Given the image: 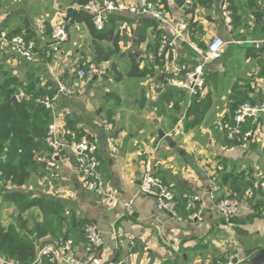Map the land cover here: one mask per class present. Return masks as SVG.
I'll use <instances>...</instances> for the list:
<instances>
[{
    "label": "crops",
    "instance_id": "crops-1",
    "mask_svg": "<svg viewBox=\"0 0 264 264\" xmlns=\"http://www.w3.org/2000/svg\"><path fill=\"white\" fill-rule=\"evenodd\" d=\"M105 1L140 6V0ZM162 1L165 22L127 12L106 13L103 30L114 28V34L119 33L121 51L111 61L98 64L93 38L77 18L82 3L102 7V0H0V29L19 33L47 51H37L33 61L26 62L0 47V83L14 77L26 89L43 90L45 85L57 89L63 84L72 91L59 95L52 107L50 125L56 131L57 159L41 160L24 190L63 202L70 219L61 220L68 234L62 240L70 243L80 259L84 258V244L71 219L82 226L92 224L101 233L103 244L95 257L100 264H211L229 254L239 264H248L246 256L252 246L264 249V212L259 210L264 205V116L246 118L242 125L250 124L251 136L239 146L225 130L232 128L237 105L258 104L264 98V0H233L230 22L223 20L222 0H196L194 5L190 0L192 7L186 6L187 0L184 4ZM74 11L77 16L71 25ZM60 23L66 41L52 51L51 34ZM182 25H186L183 39L178 38ZM165 38L173 44L160 55ZM215 38L225 42L221 57L205 67L204 91L190 97L170 79H181L182 66L194 67L199 62L186 42L205 50ZM99 44L110 47L107 41ZM243 44L258 47L243 48ZM130 59L138 62L141 75L127 76ZM87 63L97 70L82 84L76 73L81 71L79 65ZM141 88L147 102L139 111L133 101ZM155 121L176 142L175 149L163 142L155 145L151 137ZM88 136L97 145L106 182L103 194L83 189L76 171L74 146ZM145 170L174 193L177 203L183 194L198 197L201 221L177 220L157 210L154 197L139 195ZM215 171L261 184V191L252 199L239 201L238 214L229 220L218 214L209 196V178ZM222 188L218 197L229 192L227 186ZM129 201L133 214L126 216ZM0 212L6 221L12 209ZM237 229L242 235H237ZM51 239L37 243L36 255L46 245L57 246Z\"/></svg>",
    "mask_w": 264,
    "mask_h": 264
},
{
    "label": "trees",
    "instance_id": "trees-1",
    "mask_svg": "<svg viewBox=\"0 0 264 264\" xmlns=\"http://www.w3.org/2000/svg\"><path fill=\"white\" fill-rule=\"evenodd\" d=\"M177 1L181 4L185 2V0ZM191 2L194 5V2L197 1L191 0ZM84 5L85 3L81 4V6ZM77 21L88 28L93 38L92 47L95 52V61L98 64L109 62L120 53V35L119 33L114 34V28L107 32L95 30L92 17L82 10ZM9 34L18 35L19 33L10 32ZM105 41L110 43V47L105 48L99 44ZM129 63L130 68L127 76L141 75L138 62L130 59ZM90 65L93 64H81L79 69L86 74ZM113 71L115 77L120 79V73L116 72V69ZM3 76L6 77V74ZM20 93H23L24 97L16 105H5L12 97H17ZM56 93V89L51 85H45L43 90L23 88L18 79L14 77H6L0 83V211L12 209L10 219L6 221H2L0 212V257L15 264H33L37 243L48 237H53L57 227L54 219L61 218L66 211L63 202L28 194L24 190L31 176L37 173L41 167L40 161L50 159L53 154L46 141L53 109L52 107L46 108L42 102L52 99ZM243 104L245 103L237 105L233 112ZM110 117L111 115H109ZM249 125L246 123L239 127L240 132L237 137L241 144L248 130L252 129ZM229 127H232L230 131L235 128L233 121ZM230 131L225 130V135L227 136ZM213 176L217 177L219 194L224 186H227L229 190L224 195L222 194L221 198L233 195L237 201L250 200L257 191H261L260 183L254 185L250 179L244 176L231 175L222 171H215ZM181 196L177 203V215L180 220L189 222L190 211L186 209V203L184 199H181ZM71 224L79 236V242L86 244V240L82 236L81 223L71 219ZM60 235V240L66 236L63 225L60 228ZM237 235H242V231L237 229ZM250 250L249 253L255 254L262 249L252 246ZM40 264L50 263L46 259H42ZM163 264L177 263L176 261H165Z\"/></svg>",
    "mask_w": 264,
    "mask_h": 264
},
{
    "label": "built area",
    "instance_id": "built-area-1",
    "mask_svg": "<svg viewBox=\"0 0 264 264\" xmlns=\"http://www.w3.org/2000/svg\"><path fill=\"white\" fill-rule=\"evenodd\" d=\"M233 0H222V16L225 22H230V8ZM103 6H96L92 4H86L81 6V10L89 14L97 31L104 29V15L108 12H127L133 15L148 16L157 22H165L166 15L163 11L160 0H140V6L136 7L130 5L124 1H105L102 0ZM186 6L192 7L190 0L186 1ZM186 30V25L180 26L178 32V38L183 39L182 32ZM66 41V34L64 31V25L60 23L55 26L51 34L50 49L57 51L60 44ZM264 44V33L263 40ZM173 42L168 38L161 41L159 54L164 55L167 48L171 47ZM191 50L198 56L199 62L194 67L182 66V78L179 80L170 79V83L182 90H185L190 97H196L205 88V67L211 62H216L220 59L225 42L221 38H215L210 41L205 50H200L193 46L191 43L186 42ZM0 47L15 55L16 57L31 62L35 58L37 51L47 53L46 50L41 49L38 44L33 40H28L21 35H10L9 32L0 29ZM48 55V54H47ZM49 58L48 56H44ZM96 67L90 65L87 73L78 71L76 73L78 79L82 84L86 81H90L96 72ZM57 93L52 99L44 100L42 104L46 108L53 107V104L59 95H70L71 90L66 88L63 84H58L56 89ZM22 95L17 96L20 100ZM262 115L264 116V98L256 105L245 103L237 107L234 112V124L235 128L229 132L228 138L232 140V136L235 134L238 136L239 127L242 125L248 116ZM55 127L50 125L48 128L46 141L48 145L56 152L51 159L57 156V145L55 142ZM251 136V132H248L243 139ZM74 154L76 156V171L80 177L81 186L87 191H94L98 193H104L106 188V182L100 171V161L97 157V145L95 142L86 140L82 137L74 146ZM219 185L217 177L211 175L209 178V196L215 201V207L218 214L225 220H229L239 212V201L234 196L221 198L218 197ZM138 194L143 196H153L156 201L157 210L168 214L169 216L180 220L177 215V202L174 193L168 188L159 183L149 170H145L141 175L140 186L138 187ZM182 198L186 203V209L190 211L188 218L189 222L201 221L202 207L200 199L196 196L183 194ZM133 214V202L129 201L125 204L124 215L131 216ZM86 247L85 255L83 259H78L72 252V247L69 242L63 241L59 246H44L39 249L34 264H40L42 259H46L48 263L54 264L59 262L60 264H100L96 260V254L101 248L103 242L101 233L96 226L89 224L84 230ZM234 258L231 257L225 264H232ZM0 264H15L0 257Z\"/></svg>",
    "mask_w": 264,
    "mask_h": 264
},
{
    "label": "water",
    "instance_id": "water-1",
    "mask_svg": "<svg viewBox=\"0 0 264 264\" xmlns=\"http://www.w3.org/2000/svg\"><path fill=\"white\" fill-rule=\"evenodd\" d=\"M77 16V12H72V18L70 20V24L73 25L75 22ZM241 47L243 48H247V47H255L257 48L258 46L256 44H243L241 45ZM261 48L263 46H260ZM124 57V56H121ZM18 99L16 96L12 97L11 100L9 102H7L5 105L6 106H14L18 103ZM147 102V97H146V93L145 90L143 88L140 89V96L139 98L134 99L133 103L134 105L139 109V111H142L146 105ZM155 128L153 131V134L151 135L152 138H155V145H158L160 142L165 143L170 149H175L177 147L176 142H174L172 140V138L170 136H168L163 130H161V128L159 127L157 121L154 122ZM89 136L86 138V140H89ZM232 141L233 144L235 146H239V140L237 135H233L232 136ZM57 158H55L56 160ZM140 185V184H139ZM151 197V196H149ZM153 197V196H152ZM197 222V221H194ZM249 259L248 264H264V249L260 250L258 252H256L255 254H248V256H246ZM183 259L186 260L187 257L184 255ZM232 264H238V260H234L232 262Z\"/></svg>",
    "mask_w": 264,
    "mask_h": 264
},
{
    "label": "rangeland",
    "instance_id": "rangeland-1",
    "mask_svg": "<svg viewBox=\"0 0 264 264\" xmlns=\"http://www.w3.org/2000/svg\"><path fill=\"white\" fill-rule=\"evenodd\" d=\"M19 95H22V96H20L21 98H23L24 97V95H23V93H20ZM52 153L53 154H55L56 152L55 151H53L52 150ZM53 154H52V156H53ZM260 208H259V210H262V212H264V205H260L259 206ZM67 210V209H66ZM258 210V211H259ZM69 212V211H68ZM68 213H64L63 215H62V217L60 218H55L54 220H55V223H56V231H55V234L53 235V237H51L52 239H51V241H53V242H56V244H57V246H59L61 243H63V241L64 240H60V228H61V226H62V223H61V220L62 219H68L69 218V216L70 215H67ZM68 216V217H67ZM70 219V218H69ZM231 222V221H230ZM87 225H89L88 223H86L84 226H82V224H81V226H82V236L85 238V235H84V230H85V228H86V226ZM66 226H67V224H66ZM68 234H66V236H67ZM66 239H69V238H66ZM47 246V245H46ZM49 246H51V245H49ZM85 247H86V244H84L83 245V249H84V252H85ZM85 254V253H84ZM77 257V256H76ZM231 257H233L234 258V260H236L237 258H236V256H233L232 254H229V255H225V257H222V259H216V260H214L211 264H225L226 262H227V260L229 259V258H231ZM78 259H80L79 257H77ZM239 264V263H238Z\"/></svg>",
    "mask_w": 264,
    "mask_h": 264
}]
</instances>
